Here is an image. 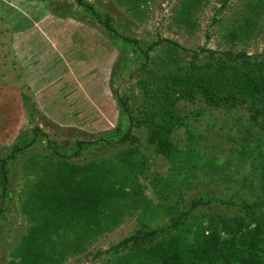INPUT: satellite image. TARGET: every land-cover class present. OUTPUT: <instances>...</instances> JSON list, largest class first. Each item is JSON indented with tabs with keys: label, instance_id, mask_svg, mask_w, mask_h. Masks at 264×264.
I'll list each match as a JSON object with an SVG mask.
<instances>
[{
	"label": "trees",
	"instance_id": "obj_1",
	"mask_svg": "<svg viewBox=\"0 0 264 264\" xmlns=\"http://www.w3.org/2000/svg\"><path fill=\"white\" fill-rule=\"evenodd\" d=\"M131 1L133 12L153 0ZM205 1L182 0L180 20L193 26V18ZM76 2L119 37L109 15H102L85 0ZM249 8L243 22L230 32L231 41H244L258 29L264 17V0ZM123 39L137 48L142 64L138 103L131 108L128 97H117L129 120L128 132L120 141L136 143L139 139L132 133L134 128L145 130L148 144L173 164L176 175L157 173L151 181L143 179L145 163L136 158L137 148L117 156L116 164L111 160L74 162L72 158L105 139L78 140L73 153L67 154L36 127L32 139L15 144L7 157L0 158V185L5 191L10 161L33 147L39 136L50 151L30 165L36 176L22 206L30 226L10 264H64L86 253L98 238L120 226L131 211L138 213L139 227L107 250L98 251L99 256L110 255L109 264H264V162L257 165L263 153L251 139L264 131V54L207 46L193 50L169 38L144 48L137 39ZM209 111L238 114L241 134L234 138L236 152L241 161L254 159L256 178L252 180L248 173L229 177L217 170L223 166L204 160L220 178L202 182L189 206L181 207L179 194L183 189L176 180L183 187L195 184L199 158H204L203 136L195 122ZM232 180L239 183L238 188ZM257 183L260 191L256 194ZM151 187L155 202L148 193ZM219 187L229 193H220ZM215 204L236 208L237 212L203 211Z\"/></svg>",
	"mask_w": 264,
	"mask_h": 264
},
{
	"label": "rangeland",
	"instance_id": "obj_2",
	"mask_svg": "<svg viewBox=\"0 0 264 264\" xmlns=\"http://www.w3.org/2000/svg\"><path fill=\"white\" fill-rule=\"evenodd\" d=\"M85 1L112 18L119 37L109 33L76 0H0V158L7 157L15 144L32 139L33 130L40 127L41 134L58 142L67 154L73 153L78 140L105 139L72 158L74 162L111 160L116 164L117 156L137 148L136 158L145 163L143 179L151 181L157 173L176 175L173 164L148 144L145 130L134 128L132 133L139 139L136 143L120 141L128 132L129 120L117 97H128L131 108L138 103L142 64L137 48L125 42L123 36L139 40L144 48L155 40L169 38L193 50L207 46L264 54V17L250 38L233 42L229 37L243 22L249 5L258 0H228L226 6L224 0H206L194 16L193 26L179 18L182 0H153L133 12L131 0ZM189 109L194 107L190 105ZM237 119L238 114L209 111L195 122L203 136L200 145L204 158H199L194 185L183 187L176 180L183 189L179 194L181 207L189 206L202 182L220 178L211 173L206 162L223 166L217 170L229 177L240 178L248 173L252 180L256 178L254 159L241 161L236 152L234 138L241 134ZM38 138L33 147L9 162L7 190L0 185V264H10L14 259L30 226L22 210L36 176L30 165L50 152L43 137ZM251 139L263 153L257 160L260 166L264 162V131ZM231 184L239 187L237 181ZM153 191L151 187L148 193L155 202ZM217 191L229 193L224 187ZM259 191L257 183L254 193ZM203 211L235 214L237 209L215 204ZM139 224L138 213L131 211L120 226L98 238L86 253L64 264H109L110 255L99 256L98 251L121 241Z\"/></svg>",
	"mask_w": 264,
	"mask_h": 264
}]
</instances>
